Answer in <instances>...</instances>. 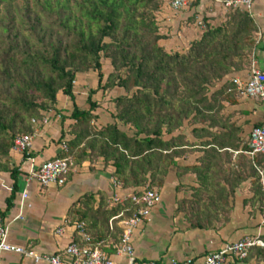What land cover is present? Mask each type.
Returning <instances> with one entry per match:
<instances>
[{"label":"trees","instance_id":"1","mask_svg":"<svg viewBox=\"0 0 264 264\" xmlns=\"http://www.w3.org/2000/svg\"><path fill=\"white\" fill-rule=\"evenodd\" d=\"M165 1L26 0L19 6L18 0H0V170L10 167L15 138L33 134L32 119L41 121L55 110L62 93L73 101L70 113L61 115L63 124L72 121L73 137L63 142L68 150L60 156L102 157L112 163L124 188L139 193L161 188L178 158L204 147L193 165L180 169L195 172L200 183L191 198L179 201L192 227L228 222L235 190L248 178L251 204L263 203L259 168L264 155L251 157L249 142L241 145L229 131L226 136L212 131L228 124L221 112L238 95L228 76L250 68L257 25L249 11L234 9L218 25L208 24L184 52L171 51L160 43L158 14ZM102 57L113 67L106 82ZM91 70L98 85L89 90V107L81 108L74 81ZM115 85L125 91L115 99V121L96 128L91 123L99 117L93 96ZM64 137L62 132L60 141ZM224 148L245 151L235 158V164L245 165L241 170L231 166V152L218 151ZM10 169L16 176V167ZM135 209L130 200L111 205L100 194L96 203L95 194L86 193L71 215L85 223L97 243L106 227L121 232L119 221ZM253 257L264 264V249L254 247L236 261Z\"/></svg>","mask_w":264,"mask_h":264},{"label":"crops","instance_id":"2","mask_svg":"<svg viewBox=\"0 0 264 264\" xmlns=\"http://www.w3.org/2000/svg\"><path fill=\"white\" fill-rule=\"evenodd\" d=\"M193 1L189 9L178 12L172 10L170 0L165 1L158 14V25L162 35L160 43L166 49L184 52L191 41L199 39L202 35V31L195 23L196 18L206 16L212 25H217L226 13V7L219 0ZM251 15L257 25L256 46L251 52V66L241 72L230 74L229 78L235 76L246 79L253 66L264 72V0H252ZM80 78L86 82L88 75H82ZM89 78L95 80L92 74ZM97 85L98 80L88 87L87 93L90 89H96ZM115 91L114 88L110 94L112 95ZM103 95V89H100L93 96V100L98 103L96 112L99 117L96 123L99 127L115 121L113 118L115 111L107 110L110 103L101 102V99H98ZM62 97L57 108L62 109V114L68 115L73 108V101L67 99L68 96L62 95ZM75 97V102L80 107H89L86 104L87 97L85 100H78L76 93ZM236 100L235 103H225L221 112L224 116L223 122L228 124L218 125L212 131L221 136H226V132L229 131L232 140L242 145L249 142L252 129L264 121V101L240 95L236 96ZM57 113L53 111L44 116L48 119L47 124L42 122L35 124L31 150L25 153L12 150L9 169L0 170V227L8 228V240L11 243L32 247L39 253L63 254L71 242H83L82 235L76 227L77 222L83 221H77V217L74 218L71 215V209L86 193H94L96 203L101 194L113 205L114 194L123 196L134 192V188L114 187L115 168L111 162L107 163L98 156L83 157L75 156L74 153H72V165L64 185L42 186L36 180L27 181L29 171L38 168L46 160L59 157L63 142L73 137L69 133V123L72 121L66 120L63 124L60 114ZM62 132L65 133V137L60 141ZM188 136L192 137L191 134ZM203 148L195 146L194 151L189 152L185 157L178 158V165L170 167L164 185L158 188L161 194L160 202L152 209L145 222L135 230L132 237L137 264L167 263L172 259L179 262L201 259L207 253L219 250L228 242L238 241L246 236L264 235L263 213L255 209L257 205L253 206L249 200L253 196L251 178L242 181L236 188L228 222L224 224L216 222L207 228L191 226L179 207V201L191 198L193 189L200 183L195 172L180 171V169L193 165L196 158L202 154ZM218 151L232 153L233 169L241 170L245 166L242 162L240 165L235 164L237 155L240 152L245 153L243 149L224 148ZM262 165L261 169L264 171V161ZM246 166H249V162ZM13 167L17 169L16 176L11 173L10 168ZM24 191L28 193L25 203H29L30 206L22 207ZM251 207L253 213L249 211ZM20 213L22 218L18 217ZM113 219H110V223ZM123 220L119 221L121 228ZM60 228L62 232L58 233L57 230ZM102 230L101 242H97L100 249L102 248L101 250L118 264H126V257L118 255L115 247L119 243L122 229L121 232L115 233L107 230V227ZM0 264L36 263L28 257L4 253ZM230 264L260 263L257 259H250L232 261Z\"/></svg>","mask_w":264,"mask_h":264},{"label":"built area","instance_id":"3","mask_svg":"<svg viewBox=\"0 0 264 264\" xmlns=\"http://www.w3.org/2000/svg\"><path fill=\"white\" fill-rule=\"evenodd\" d=\"M226 8L229 9H244L251 13L252 0H219ZM192 3V0H170V6L174 12L181 11L187 8ZM200 27L204 25L201 20L198 21ZM233 87L238 92V95L259 98L264 101V72L256 67H251L246 79L240 77H233L231 79ZM34 124L42 122L48 123V119L43 117L41 121L32 119ZM33 136L19 135L15 138L12 150L18 152H28L32 148ZM62 150L67 151L66 144L62 145ZM251 157L257 154L264 155V121L255 126L250 134L249 150L247 151ZM72 165V156L65 155L55 157L44 161L38 168L28 172L27 181L36 180L42 186H49L55 184L62 186L67 180ZM115 188H120L121 183L116 180L113 181ZM28 197L27 191L22 193V207L30 206L25 203ZM130 200L135 206V212L132 216L125 218L122 222V233L120 243L116 251L118 255L125 256L126 264H137L134 248L132 245V237L135 230L145 222L150 216L152 209L160 202L161 194L157 188H145L139 193H132L129 195L119 196L114 194L112 201L114 204L125 203ZM22 218V214L18 216ZM77 229L82 235V243L71 242L62 253H39L32 247L20 246L11 243L8 240V228L0 227V259L4 253H15L22 257H28L34 263L44 264H118L112 257L105 254L99 247L98 243H94L93 237L87 232L84 222H77ZM58 233L62 229L57 230ZM254 247H261L264 249V239L260 236H246L238 241L228 242L224 244L219 250L209 252L201 259L188 260L179 262L175 259L167 263L149 262L146 264H230L232 261L242 260L249 254Z\"/></svg>","mask_w":264,"mask_h":264},{"label":"rangeland","instance_id":"4","mask_svg":"<svg viewBox=\"0 0 264 264\" xmlns=\"http://www.w3.org/2000/svg\"><path fill=\"white\" fill-rule=\"evenodd\" d=\"M30 2H32V0H30ZM26 3V0H18V4H19V6H22L23 4H25ZM193 3H194V1L187 7V8H185V9H189L192 5H193ZM185 9H183V10H185ZM231 10H234V9H229V8H226V13L224 14V17L222 18V20L220 21V22H222L223 20H225V18H226V14L229 12V11H231ZM208 17H206V16H202L201 18H196L195 19V23H196V25L198 26V29L199 30H201L202 31V33H203V31L206 29V27H207V25L208 24H210V25H212V23L211 22H209L208 21ZM199 20H201L202 21V23H203V27L201 28L200 27V24H198V21ZM219 22V23H220ZM218 25V24H217ZM216 26V25H215ZM101 62H102V70H103V72H104V74H105V77H104V81L106 82L107 80V76H108V74L112 71V69H113V67H112V65H111V62H110V59H107V58H105V57H102V59H101ZM91 74H92V76L95 78V80H92V78H89L90 76H91ZM82 75H88V79L86 80V82H84V81H82V80H84V79H81L80 77L82 76ZM96 80H98V75H97V73L95 72V71H88V72H85V73H80V74H78L77 75V78L75 79V81H74V92L76 93V96H77V99L79 100V99H82V100H85V98L88 96V93H87V89H88V87H91L92 85H93V83H95V81ZM111 81H113V80H111ZM105 82H103V83H105ZM115 88V92L111 95L110 94V92L113 90ZM89 92V91H88ZM123 94H125V91H124V89L122 88V87H119V86H111V87H109V88H107L106 90H104V95H103V97H101V98H98V99H101V102H107V103H110V104H108L109 105V107H108V109L107 110H109L110 109V111H116V102H115V99L118 97V96H120V95H123ZM62 93H59L58 94V98H57V102H56V104H55V110H53V111H58V110H60V111H62V109H58L57 107L59 106L58 104H59V100L60 99H62L63 97H62ZM111 95V96H110ZM96 97V96H95ZM108 97H111V98H108ZM65 98H67V97H65ZM67 99H70L69 97L67 98ZM71 103V102H70ZM86 104H88V103H86ZM85 104V105H86ZM71 106H72V104H71ZM82 108V107H81ZM53 111H51V112H49L48 114H50V113H53ZM109 112V111H108ZM105 113H106V111H105ZM113 113V112H112ZM56 114V113H55ZM57 114H60V116L62 115V113H60V112H58ZM96 121L97 120H94V121H92L91 123H92V125H94L96 128H100L99 126H98V124L96 123ZM71 154V156H72V153H70ZM262 169L261 168H259V172L261 171ZM260 181H261V183H262V185H263V191H264V171L262 170L261 172H260ZM261 202H259V203H255L257 206H256V208L255 209H258L261 213H263V219H264V201H263V203L262 204H260ZM255 204H253V206L255 205ZM254 209V210H255ZM249 211H250V213H253V208L251 207L250 209H249ZM264 223V222H263ZM252 259H257L258 260V262L260 263V264H263V261H259V258H257V257H253Z\"/></svg>","mask_w":264,"mask_h":264}]
</instances>
